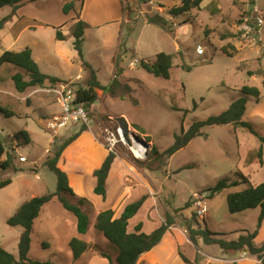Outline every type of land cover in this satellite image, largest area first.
<instances>
[{
  "label": "rangeland",
  "instance_id": "1",
  "mask_svg": "<svg viewBox=\"0 0 264 264\" xmlns=\"http://www.w3.org/2000/svg\"><path fill=\"white\" fill-rule=\"evenodd\" d=\"M44 1L42 7L35 9L39 17H44L48 24L65 20L66 28L72 23L71 15H82L81 21L85 24L86 17L88 20L106 18L114 12L108 8L107 0L103 4L89 1L84 9L80 0L34 2ZM70 2L75 3L74 10L64 13L65 3ZM120 4V21L116 25L119 33L111 40L107 39L105 47L95 44L96 40L101 41L97 29L84 30L83 61L76 58L69 63L71 66H64V70H61L62 66L42 59V48L32 47L43 73L76 81L78 77L87 76L82 67V63L86 62L103 86L111 87L113 82L118 83L114 87V94L110 91L99 92L87 130L82 131L81 124H70L59 134H53L47 128V123L61 113L56 91L62 90L64 84L47 85L51 92H41L32 100L22 102L6 95L0 96V100L5 101H0V105L4 104L16 113L11 118L0 115V134L6 145V153L13 156L12 167L6 171L0 169V183L11 180L9 185L0 188V245L18 258L23 228L10 226L7 221L24 202L57 192V178L45 166V162L53 157L63 142L79 133L77 140L63 152L58 166L67 174L73 191L64 192L63 195L86 213L88 230L85 234H79L76 216L64 208L58 197H54L44 205L41 215L34 222L28 257L52 264H88L97 256L116 264L118 249L96 228L101 203L96 201L93 207L90 201L80 203V198L89 200L94 194V177L90 171L107 152L102 133L106 128L113 130L118 125H125L130 132L151 145V150L147 159L142 161L133 156L128 146L119 144L116 147L114 152L119 165L115 171L123 173L124 189L133 187L142 196L147 193V185L151 188V195L147 196L152 203H147L148 210L143 211L142 217L145 219L148 211L159 214H155L156 218L148 226L155 227L161 220L166 222L168 215L174 219L172 228L166 232V239L149 257L156 264H190L185 262V258L190 259L192 264H217L215 260L242 257V252L229 254L217 244H206L198 236L194 245L204 254H195L185 241L187 238L190 240L189 234L185 237L183 231L208 229L219 234L216 236L219 239L233 241L258 230L254 243L258 247L264 244V220L258 228L259 209L237 214H230L228 210V195L246 189L248 184L223 189L210 197L212 188L222 180L242 182L243 178H247L251 185L264 182V153L262 164L259 156L261 141L240 125L212 126L203 128V136L194 138L172 157L163 158V153L175 143L176 135H180L182 130L186 132L194 123L227 111L243 97L240 90L244 86L258 87L261 91L259 101L248 98L243 120L251 123L254 130L264 136V57L258 56L260 59H257V49L247 47L242 41L241 32L238 33L241 19L249 9L248 0H204L200 8L175 17L171 11L181 7L180 0H151L148 4L124 0ZM257 4L264 17V0H258ZM47 9H50L49 13ZM3 10L0 11V20L6 17L5 12L9 8ZM156 15L165 19L166 26L147 23L148 18ZM65 16L69 18L66 20ZM41 31L49 40L52 34L57 35L58 29L47 27ZM106 36L112 37V33L108 32ZM261 36L264 39V27ZM56 43L54 39L49 46L50 56L55 55L53 46ZM62 46L63 50L71 53L76 51L69 39ZM97 47L101 50L96 51ZM223 47L233 56L225 54ZM198 48L204 50V55L197 54ZM161 53L172 57L168 77L156 76L143 66L145 63L152 69V65L158 64ZM17 73L23 71L13 64L3 66L0 70V88L10 92L16 89L12 75ZM86 80L69 82V85L85 86ZM32 91L29 89L23 94L16 91L15 96L22 98ZM39 99L48 103L44 104ZM28 116L31 120L26 119ZM24 130L30 131L32 142L29 144H25L24 139L19 142L14 138L15 133ZM6 156L3 158L6 159ZM20 156L26 157L27 162L21 163ZM106 158L98 164V168ZM117 181L120 178L113 175L110 186L107 182L106 189L110 190L109 196L113 200L119 192L117 187L120 182ZM197 196L207 202L204 217L197 216L194 206ZM74 238L89 244L88 250L77 261L70 248ZM103 253L108 258L102 256ZM249 261L251 263L248 264H258L255 259ZM99 263L98 259L92 262Z\"/></svg>",
  "mask_w": 264,
  "mask_h": 264
},
{
  "label": "trees",
  "instance_id": "2",
  "mask_svg": "<svg viewBox=\"0 0 264 264\" xmlns=\"http://www.w3.org/2000/svg\"><path fill=\"white\" fill-rule=\"evenodd\" d=\"M36 0H0V9L4 7H12L13 13L16 12L18 8L23 6L25 3L34 2ZM83 6L84 0H80ZM131 1V0H129ZM139 4H148L151 0H135ZM181 7L174 8L171 11L172 16H178L182 13L190 12L192 9L200 8L201 3L204 0H180ZM75 3H65L64 13H68L70 10H74ZM125 10L127 11V6L125 5ZM78 16V15H77ZM9 17L0 20V31L4 28ZM148 24H156L160 26H166V21L162 16L156 15L155 17L148 18ZM84 30L85 24L82 21L75 23L72 29V36L74 38V49L78 52L80 60H84L83 55V44H84ZM57 40L64 41L65 36L60 30L57 31ZM222 51L228 56H233L232 53L228 52L226 48H222ZM261 57V56H259ZM172 57L161 53L158 55V66L143 64V66L148 70L152 71L156 76L168 77V70L171 67ZM4 64H13L19 67L23 73H17L13 76V81L18 92L23 93L28 88L43 87L46 83L50 85L57 84H68V81L60 79L55 76H50L41 72L38 64L32 58V52L30 49H26L21 52L5 51L0 56V67ZM85 71L88 72L89 78L86 81L85 86L77 84V104L83 105L87 109H91L94 104L99 99L98 91L106 92L110 91L114 94V87L118 85L117 82H113L111 87L103 86L97 79L95 71L86 62L82 63ZM26 77L28 80H26ZM243 97L234 102L227 111L218 116H211L207 120L194 123L189 130L186 132L182 130L180 135H176L175 143L165 150L163 153V158L172 157L181 149L188 146V144L196 137L203 136L201 130L205 127L221 126V125H240L246 128L251 134L257 137L262 146L259 149V156L261 158L260 163L262 164L263 157V144L264 136L258 134L251 123H246L243 118L247 111V102L249 97L255 98L259 101L261 98V91L258 87L254 86H244L240 90ZM0 115L7 118L14 117L16 114L10 111L8 108L0 106ZM125 128L126 126L123 125ZM87 130V126L83 125L82 131ZM79 134V133H78ZM78 134L67 139L62 145L54 152L53 157L48 158L45 162V166L49 171L57 178L58 190L54 194H45L41 197H34L29 201L24 202L16 214L11 217L7 224L10 226H20L23 228V233L21 234L19 244H18V258L13 254L9 253L3 249L0 245V264H52L48 262H39L32 260L28 257L31 248V233L34 227L35 220L40 216L42 208L54 197H58L64 208L71 213H73L77 218L78 223V233L85 234L88 230V217L84 211L79 207L71 204L66 197H64V192L73 193L69 186V180L67 174L61 170L58 166V162L63 154V152L69 147L74 141L77 140ZM17 141L22 142L24 139L25 144L31 143V138L27 131H20L14 136ZM155 151V149H154ZM4 155L6 159H4ZM115 153H109L104 163L100 168L95 170L94 177L96 178V185L94 187V194L106 198L107 195V179L115 161ZM13 165V156L6 153V145L0 134V169L8 170ZM16 171V170H15ZM244 182V183H243ZM11 183V180H6L0 183V188H3ZM240 184H248V187L240 192L229 194L227 197L228 210L230 214L242 213L244 211L259 209L260 214L258 218V228L264 220V182L259 185H251L247 178H243L242 182H228L222 180L218 182L211 190L210 197H214V194L223 190L228 189ZM69 193V194H70ZM148 196L145 195L130 203L125 207L121 215L116 218L115 212L111 209L104 210L98 213L96 220V228L103 235V237L119 251V256L117 258L116 264H137L140 257L145 253L150 252L156 246H158L166 232L173 226L174 219L168 215L167 221L163 222L157 229L152 233L146 234L142 232L143 223L138 224L134 232L128 231L129 222L134 218L144 203L147 201ZM89 202L86 198H80V203ZM190 236V241L193 244H197L196 237H201L203 241L210 244H217L223 250L227 252H237L246 250L252 256H256L262 264H264V244L257 246L254 243L258 235V230L255 232H248L246 235H241L238 240L224 241L216 236L219 234L213 233L210 230H202L201 228L193 230L189 229L187 232ZM193 233V234H192ZM70 248L73 253L74 260H79L83 254L88 250L89 244L85 241L74 238L70 242ZM106 254L103 253L102 256ZM106 258L108 256L106 255ZM108 264H114L110 259ZM186 263L191 262L185 258Z\"/></svg>",
  "mask_w": 264,
  "mask_h": 264
},
{
  "label": "crops",
  "instance_id": "3",
  "mask_svg": "<svg viewBox=\"0 0 264 264\" xmlns=\"http://www.w3.org/2000/svg\"><path fill=\"white\" fill-rule=\"evenodd\" d=\"M89 1H94V2L98 1L101 4H103V2H104V0H84L83 9L86 7L85 3L89 2ZM120 1L124 2V0H107V2H109V7L108 8L110 10L114 11V12L112 14H110V16H108L106 18L97 19V17H95L94 20H88L87 17L85 18V21H86L85 30L97 29L99 31L98 35H99V37H101V41L100 40H98V41L96 40L95 44L100 45L101 48L105 47V44L108 41L107 39L111 40L113 37L116 36V34L119 33V27L116 26V25H118V23L120 21V16H119L120 7H121ZM45 2L46 1H44V2H32L30 4L25 3L23 6L18 8L15 13H13V8L12 7L7 6L9 8V10H7L8 12H5L6 13L5 16L9 17V19L6 22L4 28L0 31V56L5 51L21 52V51H24V50H26L28 48V49L31 50L32 56H34V58H33L34 61L38 64V66L40 68L41 65L38 63V60L36 59V57L34 55V51H32V47L33 46H37L38 48H42L43 49L44 55H43L42 59H44L46 62L53 63V64H55L57 66H62L61 70H64V66H67V67L71 66L69 63H71V62L73 63V61L76 60V58H78L80 60V57H79L77 51H75V53L74 52L71 53L70 51L63 50L62 43H64V41H68V39H69V43L70 42L72 44L74 43V38L72 36V25H75V23H77L78 21H81V16L82 15L81 16L71 15L70 18H71L72 23L70 24V26L68 28H66V23L67 22L65 23V20H58L57 23H55V24H48V23H46L47 21H45L43 19L44 17L43 18L39 17V13L35 10L38 6L42 7V3H45ZM115 4L117 5V7H115ZM4 8H6V7H4ZM4 8L0 9V11H5V10H3ZM46 11L49 13L50 9H47ZM0 18H2V17H0ZM68 18H69V16L66 17V20ZM47 27H49V28L53 27V28H56V29L60 30L61 33L65 36V40L64 41L57 40L56 35H54V34H52L50 36L49 40H47V37L41 31V30H43V29H45ZM102 30H103V32H102ZM108 32L112 33V37H107L106 36V34ZM84 36H85V31H84ZM71 38H72V40H71ZM54 39L57 41L55 46H53L54 47V51H55V55L52 54L53 56H50L48 51L51 48L49 46H50V44L53 43ZM100 47H97L96 51H100L101 50ZM255 55H256L257 59H260L258 57V54H257L256 51H255ZM96 58L99 59L98 56ZM5 65H9V64L2 65L0 67V70ZM82 67H83V64H82ZM83 70H84V68H83ZM44 74H47V72L44 73ZM95 75L97 77L96 72H95ZM13 76L14 75H12V80H13ZM63 76H66V75L63 73ZM55 77H58V76H55ZM252 77H253V75H252ZM58 78L63 79V80L68 81V82H76V81H81V80L84 81V79H86V78L88 79L89 78V74L87 72V76L85 78L78 77V80H76V81L71 80L68 77H60L59 76ZM26 80H28L27 77H26ZM14 85H15V83H14ZM47 85L51 86L50 84L46 83L43 87L28 88L27 90L33 89V91L30 92L25 97H22V98H17L15 96V93H16L17 89H14L13 91L10 92V91H8L5 88H0V96L3 97L4 95H6V97H12V98L15 99V101H21V102L24 101V100H29V99L32 100L33 97L37 96L41 92H44V91L51 92L52 90L47 89L48 88V87H46ZM39 88H42V89H39ZM25 92H23V93H25ZM99 92H102V91H98V94H99ZM18 93H20V92H18ZM23 93H20V94H23ZM39 100H42V99H39ZM42 101L44 102V104L48 103V101H45V100H42ZM1 102L4 103L5 101H1ZM0 106L6 107L4 104L0 105ZM92 108L94 110V106ZM26 119H30L31 120V117L28 116V118H26ZM26 124H28V122ZM27 132L29 133V136L31 138L30 131H27ZM17 133H15V134H17ZM10 136L13 137L14 135L13 136L10 135ZM31 142H32V139H31ZM108 155H109V152L108 151L105 152V155L103 156V158H101L99 163H97L96 165L98 166V164H100V162L104 158H106ZM117 160L118 159L115 158V161H114V163L112 165V168L110 170V173H109V176H108V179H107V182L109 183V186H110V181H111V178H112L113 175H115L117 177V179L120 178V181H117V182H120V184H119V187H117L119 192L116 195V199L113 200L112 198H110V196H109L110 195V190L109 191L107 190V195H106L105 199H103L101 196H98L96 194H93L91 197H89L90 198L89 201L93 205V207H95L94 203L96 201H99L101 203V205H102V207H101L102 210L101 211L111 209V210H113L115 212V217L116 218H118L121 215V213L123 212L125 207L127 205H129L130 203H133L134 201H137L138 199H140L141 197H143V196H145L147 194L151 195V193H150L151 188L147 184H146L147 187H148V188H146L147 193H145L142 196L139 195V193H138L139 190L138 189L136 190L133 187H131V188L127 187L126 190L124 189V186H125L123 184L124 179H122L123 178L122 177L123 173L120 170H119V172H121L120 174H118L115 171L118 168V165H119V162ZM97 166L93 170L90 171V173L93 175V177H94L95 170L98 169ZM124 172H126V171H124ZM79 175H81V174H79ZM81 179H83V178H81ZM143 181H144V179H143ZM93 182H94V184H93L92 189H93V193H94V187L96 185V178L95 177L93 178ZM108 183L106 184V187H107ZM141 184H144V183L141 182ZM147 203H148V205H150L152 203L151 198L148 197L147 201L144 203V205L141 208V210L139 211V213L134 218H132L130 220L129 226H128V231L129 232H134L135 227L138 224L143 223L142 232H144L146 234H150L155 229H157L162 224V222H164L163 220H161V223H159L158 225H155V227L148 226V223H150L151 221H153V219L156 218L155 214H159V213H157L155 211H151V212L148 211V213H146V217L144 219L142 217V215H143V211L145 212V211L148 210ZM101 211H99V212H101ZM183 233L185 234V237H187L186 235L188 233H187L186 229H184ZM164 239H166V234L162 238V241ZM185 241H186V244L189 245L192 250H194L195 254L196 253L200 254L201 251H198L199 248L197 246H195L190 240H188V238ZM153 250H151L150 252L145 253L144 255H142L140 257V259H139L137 264H156L155 261L153 259H151V257H149V255H151V252ZM233 252H229V254H232ZM237 252H242L243 256L242 257H237L236 256L234 259L231 258V260H215V261L218 262L217 264H248V263H251L249 261L250 259L251 260L255 259L258 264H260V262H261V261H259L256 258V256H252L251 254L246 252V250L237 251ZM201 254L203 255L204 252L202 251ZM194 257H195V260H196L197 257L196 256H194ZM97 259L100 261L99 264H108L109 263L108 259H105V258L103 259V258H99L97 256L92 258L93 261H95ZM93 261H91V263L88 261L89 262L88 264H92ZM190 262L192 264L191 260H190Z\"/></svg>",
  "mask_w": 264,
  "mask_h": 264
},
{
  "label": "built area",
  "instance_id": "4",
  "mask_svg": "<svg viewBox=\"0 0 264 264\" xmlns=\"http://www.w3.org/2000/svg\"><path fill=\"white\" fill-rule=\"evenodd\" d=\"M257 2L258 0H248L249 9L241 19L238 33L241 32L242 41L247 47L257 49L258 56L264 57V39L261 36L262 28L264 27V17ZM197 54L200 56L204 55V50L198 48ZM61 87L62 90L58 89L56 91L58 93V103L61 113L47 123V128L53 134H59L60 131L70 124H81L89 127L92 121L93 108L87 109L83 105L76 103L77 86L71 87L68 83ZM101 138L109 153H115L116 147L119 144H123L129 147V150L137 160H146L151 150V145L146 144L144 139H140L135 133L130 132L129 128H125L123 125H118L113 130L106 128ZM19 161L26 163L27 158L20 156ZM194 206L196 207L197 216L204 217L207 211L206 200L201 196H197L195 197Z\"/></svg>",
  "mask_w": 264,
  "mask_h": 264
},
{
  "label": "clouds",
  "instance_id": "5",
  "mask_svg": "<svg viewBox=\"0 0 264 264\" xmlns=\"http://www.w3.org/2000/svg\"><path fill=\"white\" fill-rule=\"evenodd\" d=\"M94 106V105H93Z\"/></svg>",
  "mask_w": 264,
  "mask_h": 264
}]
</instances>
